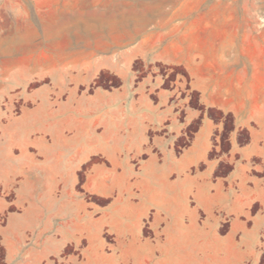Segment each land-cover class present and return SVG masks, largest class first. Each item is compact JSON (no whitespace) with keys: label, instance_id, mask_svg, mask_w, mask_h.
I'll list each match as a JSON object with an SVG mask.
<instances>
[{"label":"crops","instance_id":"1","mask_svg":"<svg viewBox=\"0 0 264 264\" xmlns=\"http://www.w3.org/2000/svg\"><path fill=\"white\" fill-rule=\"evenodd\" d=\"M145 46L147 60L184 70L198 105L228 117L227 130L204 117L187 135L180 103L162 91L128 101L103 94L82 106L88 117L70 129L65 171L52 168L42 177L29 167L39 187L66 189L64 197L48 198L44 219L30 220L27 210L12 218L8 232L19 245H33L36 264L68 246L78 253L73 264H262L264 40ZM78 186L105 205L95 210L69 191ZM34 200L37 208L46 202L44 194Z\"/></svg>","mask_w":264,"mask_h":264},{"label":"rangeland","instance_id":"2","mask_svg":"<svg viewBox=\"0 0 264 264\" xmlns=\"http://www.w3.org/2000/svg\"><path fill=\"white\" fill-rule=\"evenodd\" d=\"M145 40H264V0H0V264L38 260L8 223L26 210L30 220L44 219L48 198L64 197L66 189L39 187L29 167L42 177L52 168L65 171L66 138L88 117L82 106L108 92L128 101L162 91L180 103L187 135L204 117L229 127L228 117L198 105L180 66L145 58ZM69 191L95 210L105 205L79 186ZM43 194L46 202L37 208L34 197ZM28 251L32 260L24 263ZM74 251L65 247L38 264H73Z\"/></svg>","mask_w":264,"mask_h":264},{"label":"bare ground","instance_id":"3","mask_svg":"<svg viewBox=\"0 0 264 264\" xmlns=\"http://www.w3.org/2000/svg\"><path fill=\"white\" fill-rule=\"evenodd\" d=\"M60 155V154H59Z\"/></svg>","mask_w":264,"mask_h":264}]
</instances>
